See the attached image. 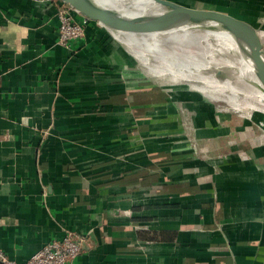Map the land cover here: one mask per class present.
Returning a JSON list of instances; mask_svg holds the SVG:
<instances>
[{"label":"crops","instance_id":"crops-1","mask_svg":"<svg viewBox=\"0 0 264 264\" xmlns=\"http://www.w3.org/2000/svg\"><path fill=\"white\" fill-rule=\"evenodd\" d=\"M173 1L243 18L264 50V0ZM56 10L0 0V248L23 262L71 231L67 264H264V135L191 149L110 33L66 48Z\"/></svg>","mask_w":264,"mask_h":264},{"label":"bare ground","instance_id":"bare-ground-1","mask_svg":"<svg viewBox=\"0 0 264 264\" xmlns=\"http://www.w3.org/2000/svg\"><path fill=\"white\" fill-rule=\"evenodd\" d=\"M100 1L111 5L128 20H162L168 14L167 8L153 0ZM110 34L118 48L132 56L150 77L164 79L173 74L176 80L188 81L206 99L225 102L230 109L238 110L243 98L258 100L257 91L264 99L260 83L245 58L244 41L235 26L213 22L155 34ZM195 61L209 68L195 66ZM183 64L187 68L182 67ZM171 94L181 93L172 91Z\"/></svg>","mask_w":264,"mask_h":264},{"label":"rangeland","instance_id":"rangeland-1","mask_svg":"<svg viewBox=\"0 0 264 264\" xmlns=\"http://www.w3.org/2000/svg\"><path fill=\"white\" fill-rule=\"evenodd\" d=\"M96 25L100 28H104L98 25V23H96ZM111 40H114L116 45L118 44L112 36ZM115 54L118 56L115 58H119L121 65L124 63L130 65V67L135 70V74L152 80L154 84L160 86L162 93L166 94L163 96L165 98L167 97L173 104L174 112L169 120H173V122H177V124L175 123L173 125L172 130L181 134L186 144L190 146L191 149H201V147L207 148L214 145L215 141H211L209 144L208 139L212 138L214 140L216 135H219L222 131H226L225 127H228V130L234 131L232 136L227 137L228 139L239 135L242 137L244 133L238 134V131H244L249 136L264 135V99L258 91L255 95L256 98L259 97L258 100L243 98L237 107L238 110L230 109V105L225 102L206 99L204 95L199 93V90L193 89L188 81L176 80L173 74H168L164 79L150 77L139 67L133 57L122 48L115 51ZM195 62V66L209 68L207 65H202L197 61ZM152 65L156 66L153 63ZM181 66L187 68L186 64ZM175 87H178V90L182 89L180 95L171 94V91ZM200 91H202V87ZM206 140H208V144L205 146Z\"/></svg>","mask_w":264,"mask_h":264},{"label":"water","instance_id":"water-1","mask_svg":"<svg viewBox=\"0 0 264 264\" xmlns=\"http://www.w3.org/2000/svg\"><path fill=\"white\" fill-rule=\"evenodd\" d=\"M71 5L81 15L96 21L109 33L155 34L185 27L205 26L213 22L232 25L240 32L245 45V58L260 83L264 95V50L261 39L251 23L243 18L216 8H201L173 0H155L168 9L162 20H128L111 5L100 0H61Z\"/></svg>","mask_w":264,"mask_h":264},{"label":"built area","instance_id":"built-area-1","mask_svg":"<svg viewBox=\"0 0 264 264\" xmlns=\"http://www.w3.org/2000/svg\"><path fill=\"white\" fill-rule=\"evenodd\" d=\"M55 1L57 7V42L66 48H71L72 43L84 38L86 25L89 24L90 19L81 15L68 3L61 0ZM98 25L100 24L98 23ZM85 242V236L69 231L64 236L47 242L23 262L10 259L0 248V263L67 264L80 254Z\"/></svg>","mask_w":264,"mask_h":264},{"label":"trees","instance_id":"trees-1","mask_svg":"<svg viewBox=\"0 0 264 264\" xmlns=\"http://www.w3.org/2000/svg\"><path fill=\"white\" fill-rule=\"evenodd\" d=\"M89 23H91V24H95V25H96V21H93V20H90Z\"/></svg>","mask_w":264,"mask_h":264}]
</instances>
